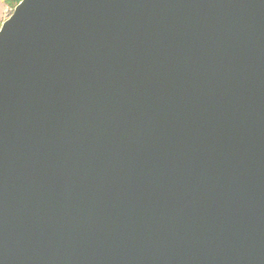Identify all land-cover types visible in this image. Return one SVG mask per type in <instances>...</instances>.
<instances>
[{"label": "water", "instance_id": "1", "mask_svg": "<svg viewBox=\"0 0 264 264\" xmlns=\"http://www.w3.org/2000/svg\"><path fill=\"white\" fill-rule=\"evenodd\" d=\"M0 264H264V0H21Z\"/></svg>", "mask_w": 264, "mask_h": 264}, {"label": "rangeland", "instance_id": "2", "mask_svg": "<svg viewBox=\"0 0 264 264\" xmlns=\"http://www.w3.org/2000/svg\"><path fill=\"white\" fill-rule=\"evenodd\" d=\"M13 8L4 5L3 2H0V27L2 23L11 15Z\"/></svg>", "mask_w": 264, "mask_h": 264}, {"label": "trees", "instance_id": "3", "mask_svg": "<svg viewBox=\"0 0 264 264\" xmlns=\"http://www.w3.org/2000/svg\"><path fill=\"white\" fill-rule=\"evenodd\" d=\"M21 0H3V3L6 6H9L11 8L15 7Z\"/></svg>", "mask_w": 264, "mask_h": 264}, {"label": "crops", "instance_id": "4", "mask_svg": "<svg viewBox=\"0 0 264 264\" xmlns=\"http://www.w3.org/2000/svg\"><path fill=\"white\" fill-rule=\"evenodd\" d=\"M0 2H3V0H0ZM5 5V4H4Z\"/></svg>", "mask_w": 264, "mask_h": 264}]
</instances>
